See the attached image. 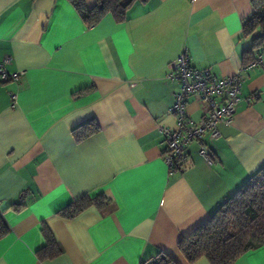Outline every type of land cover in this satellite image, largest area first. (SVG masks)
<instances>
[{
  "label": "crops",
  "instance_id": "crops-1",
  "mask_svg": "<svg viewBox=\"0 0 264 264\" xmlns=\"http://www.w3.org/2000/svg\"><path fill=\"white\" fill-rule=\"evenodd\" d=\"M251 1L148 0L122 22L106 14L87 26L68 0H0V61L24 71L0 83V210L9 225L0 264H147L158 253L210 264L188 263L177 243L264 163V67L245 73L220 135L204 136L211 163L190 142L169 169L159 126L175 124L179 83L168 75L184 47L192 66L218 77L249 61L241 28ZM186 111L203 116L192 95ZM90 119L100 130L75 141L72 130ZM20 193L23 205L9 208ZM86 193L109 203L73 218L59 213ZM43 226L62 249L53 258L38 256ZM234 264H264V244Z\"/></svg>",
  "mask_w": 264,
  "mask_h": 264
},
{
  "label": "trees",
  "instance_id": "trees-1",
  "mask_svg": "<svg viewBox=\"0 0 264 264\" xmlns=\"http://www.w3.org/2000/svg\"><path fill=\"white\" fill-rule=\"evenodd\" d=\"M79 13L87 26L99 22L106 14H111L117 22L126 18L127 10L135 2L148 0H95L89 8L85 0H68ZM253 13L242 23L241 35L251 37L252 51L264 45V0H252ZM100 126L95 119H90L72 130L75 141L80 142L98 132ZM23 195L17 202L9 203V208L18 209L23 205ZM109 199L103 194L91 196L83 194L64 207L59 213L66 218H73L84 209L95 206L103 209ZM45 246L38 250L40 259L53 258L62 251L52 233L43 226ZM9 233V225L0 210V239ZM264 244V163L229 197H227L210 217L181 237L177 243L179 250L188 263L205 257L210 264H234L248 250ZM144 264V263H143ZM147 264H178L165 253H158Z\"/></svg>",
  "mask_w": 264,
  "mask_h": 264
},
{
  "label": "built area",
  "instance_id": "built-area-1",
  "mask_svg": "<svg viewBox=\"0 0 264 264\" xmlns=\"http://www.w3.org/2000/svg\"><path fill=\"white\" fill-rule=\"evenodd\" d=\"M9 57L0 61V83L18 80L23 70L8 72L6 65ZM264 67V45L252 51V57L235 74L218 77L210 69L192 66L186 47L172 61L168 78L177 80L179 88L173 93L170 112L175 117L173 127L159 126L162 135L163 159L169 169L186 158V147L195 142L199 155L208 163L212 155L204 136L216 139L220 132L217 124L221 121L230 123L236 113L244 75L254 68ZM194 96L202 105L203 116L199 120L192 118L186 111L188 96ZM254 96L249 97L252 100ZM12 106L17 103V93L10 94Z\"/></svg>",
  "mask_w": 264,
  "mask_h": 264
}]
</instances>
